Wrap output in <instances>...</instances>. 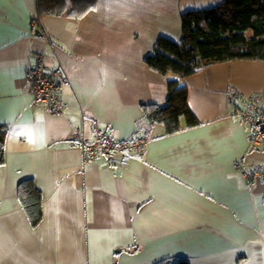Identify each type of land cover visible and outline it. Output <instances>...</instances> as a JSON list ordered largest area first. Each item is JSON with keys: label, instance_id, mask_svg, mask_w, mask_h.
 Returning <instances> with one entry per match:
<instances>
[{"label": "crops", "instance_id": "1", "mask_svg": "<svg viewBox=\"0 0 264 264\" xmlns=\"http://www.w3.org/2000/svg\"><path fill=\"white\" fill-rule=\"evenodd\" d=\"M222 1L97 0L75 19L40 17L37 0H0V264H264V176L246 175L264 171V144L251 147L232 103L244 109L258 94L264 105V60L180 78L194 127L168 134L145 116V106L167 104L175 78L146 57L161 37L182 41L184 11ZM39 53L70 78L64 114L34 103L26 76ZM98 128L149 142L125 167L84 162L73 137L92 140ZM25 179L43 195L38 226L18 196Z\"/></svg>", "mask_w": 264, "mask_h": 264}, {"label": "trees", "instance_id": "2", "mask_svg": "<svg viewBox=\"0 0 264 264\" xmlns=\"http://www.w3.org/2000/svg\"><path fill=\"white\" fill-rule=\"evenodd\" d=\"M97 0H37L38 16L84 17ZM181 42L161 37L155 53L146 57L148 66L162 74L174 75L167 83L165 106H145L149 124H163L172 134L194 127L199 120L189 106V90L184 78L210 65L233 60H264V0H223L219 5L182 14ZM4 134L0 133V166L4 160ZM18 196L33 226L43 219V195L33 179L20 182ZM174 264H190L180 259Z\"/></svg>", "mask_w": 264, "mask_h": 264}, {"label": "built area", "instance_id": "3", "mask_svg": "<svg viewBox=\"0 0 264 264\" xmlns=\"http://www.w3.org/2000/svg\"><path fill=\"white\" fill-rule=\"evenodd\" d=\"M38 20V16L36 18ZM45 41H49L48 32ZM27 81L34 94V103L45 105L53 114H64L68 106L62 88L71 84L63 65L48 70L47 57L44 53L37 55L36 63L27 73ZM238 98H233L236 114L250 127L251 147L258 149L264 144V105L261 96L252 94L247 97V106L238 108ZM149 142L146 133L138 134L132 139L118 140L111 131L98 128L92 140L86 138L82 131L73 137V143L82 151L84 162H90L103 156L111 166L125 167L136 154H143ZM242 164V163H241ZM241 167V165H239ZM249 182L257 176H264V171H246Z\"/></svg>", "mask_w": 264, "mask_h": 264}, {"label": "water", "instance_id": "4", "mask_svg": "<svg viewBox=\"0 0 264 264\" xmlns=\"http://www.w3.org/2000/svg\"><path fill=\"white\" fill-rule=\"evenodd\" d=\"M36 33H39L40 35H42V33L39 29L36 30Z\"/></svg>", "mask_w": 264, "mask_h": 264}, {"label": "snow or ice", "instance_id": "5", "mask_svg": "<svg viewBox=\"0 0 264 264\" xmlns=\"http://www.w3.org/2000/svg\"><path fill=\"white\" fill-rule=\"evenodd\" d=\"M25 135H27V133H24Z\"/></svg>", "mask_w": 264, "mask_h": 264}, {"label": "rangeland", "instance_id": "6", "mask_svg": "<svg viewBox=\"0 0 264 264\" xmlns=\"http://www.w3.org/2000/svg\"><path fill=\"white\" fill-rule=\"evenodd\" d=\"M169 75H170V74H169ZM169 75H168V76H169Z\"/></svg>", "mask_w": 264, "mask_h": 264}]
</instances>
